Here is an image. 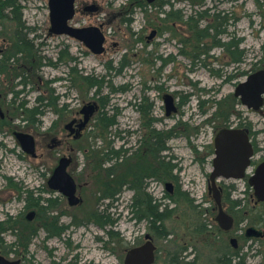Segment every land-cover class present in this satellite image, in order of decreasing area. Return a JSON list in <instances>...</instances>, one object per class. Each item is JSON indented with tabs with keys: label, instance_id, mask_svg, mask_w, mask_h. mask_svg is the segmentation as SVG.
Instances as JSON below:
<instances>
[{
	"label": "rangeland",
	"instance_id": "1",
	"mask_svg": "<svg viewBox=\"0 0 264 264\" xmlns=\"http://www.w3.org/2000/svg\"><path fill=\"white\" fill-rule=\"evenodd\" d=\"M12 1L18 19L11 8L0 15V75L13 82L14 129L35 137L37 157L23 153L13 137L7 141L13 152L0 147V256L20 264H123L127 251L150 235L156 247L154 264H221L223 257L236 264V252L244 264H264V238H244L250 227L264 232L250 224L256 214L243 210L252 208L244 181H236L235 190L223 188L229 197L223 202L225 212L239 213L230 231L217 224L218 209L208 191L214 137L225 117L232 120L236 112L235 83L244 80L251 66L264 68V0L79 2L70 24H102V55H93L72 38L48 34L49 0ZM92 4L99 11L85 12ZM161 10L170 12L169 17ZM225 14L228 34L217 40L240 41L236 56L243 51L246 57L241 66L246 71L233 81L215 74L221 63L230 62L228 54L208 50L210 38L199 42L192 30L196 23L201 29ZM128 15L132 22L124 20ZM166 95L177 107L170 116ZM38 98L42 114L31 117L28 111ZM87 105L97 107L95 114L78 139L69 137L65 124L82 118L78 113ZM241 111L259 133L258 145L264 146V108L260 113ZM101 114L113 118L109 130L98 121ZM158 135L166 146L159 156L153 144ZM117 151L122 154L118 159ZM65 156L73 158L68 173L81 201L74 207L48 187L59 158ZM26 191L39 203L23 200ZM134 197L161 204L165 236L158 235L151 219L139 220ZM236 200L242 204L233 208ZM33 210L36 218L27 222L24 217ZM100 212L111 226L98 227L94 214ZM53 222L64 234H48ZM231 239L237 240L235 249Z\"/></svg>",
	"mask_w": 264,
	"mask_h": 264
},
{
	"label": "water",
	"instance_id": "2",
	"mask_svg": "<svg viewBox=\"0 0 264 264\" xmlns=\"http://www.w3.org/2000/svg\"><path fill=\"white\" fill-rule=\"evenodd\" d=\"M76 0H49V33L54 35H68L82 41L93 53L101 54L104 51V38L100 30L96 27L75 29L68 25V21L74 15V2ZM151 2L152 0H148ZM94 9V8H93ZM153 37V34L150 38ZM237 93L244 95L248 91L250 103L256 105V108L261 105V96L264 93V71L256 72L250 75L246 81L238 85ZM165 112L167 116L175 113L177 108L174 99L170 95L164 97ZM96 107L87 105L82 108L81 114L83 119L77 125V132L84 129L91 117L93 116ZM73 125L69 123L67 130ZM74 130H70V133ZM21 143L22 148L33 154L34 140L30 135L16 134ZM253 155V148L249 141L248 135L243 130L238 129H222L214 138V157L212 160V171L209 176L210 185L208 188L209 194L217 205L218 214L215 218L220 228L224 231H229L233 224V218L229 216L222 207L221 188H217L216 182L219 179L242 180L245 178V171L250 163V158ZM71 163V158L63 157L60 159L58 166L54 169L48 187L66 197L70 207L77 206L80 199L76 195V184L72 176L68 173V167ZM249 184L253 186L255 196L259 202H264V163H262L249 180ZM172 185L167 184V188L171 190ZM35 217V212L30 211L26 215L27 221H32ZM262 232L250 227L246 230L245 236L260 237ZM233 248H236V239L230 241ZM156 247L152 242L150 235L145 236V242L127 251L124 259V264H154ZM0 264H20V261H8L0 256Z\"/></svg>",
	"mask_w": 264,
	"mask_h": 264
},
{
	"label": "flooded vegetation",
	"instance_id": "3",
	"mask_svg": "<svg viewBox=\"0 0 264 264\" xmlns=\"http://www.w3.org/2000/svg\"><path fill=\"white\" fill-rule=\"evenodd\" d=\"M84 1H88V0H76L74 2V15H73L72 19H70L68 21V25L73 27V28H75V29H84V28H90V27L98 28L100 30V32L102 33L103 38H104V42H103L104 51L101 54H95L82 41H80L78 39H75V38L70 37V36L65 35V34L56 35V36H66L68 38H72V39L82 43L93 55H102L105 52V43H106V35L103 32L102 24H100L99 26L92 25V26H86V27H74V26H72L70 24L71 21H73L75 16H76L77 4L79 2L83 3ZM93 1H96V0H93ZM155 1L156 0H152L151 2H149L148 0H145V2L147 4H150V5L153 4ZM168 5H169L168 3L165 4L166 7ZM84 11L85 12H89L90 14H94V13H97L99 11V8H98V6L96 4H92L90 6L85 7ZM202 13H203V16L204 15H205V17L207 16L206 11H204ZM129 14L133 15L134 12L129 13ZM161 14L164 15L165 18H167V17H169L170 12H167L166 10L165 11L161 10ZM130 15H128L129 17H126L124 20L132 22V17ZM189 18H191V16ZM48 34L49 35H54V34H50L49 32H48ZM226 34H228L227 31L224 34H221L218 38H221L223 35H226ZM155 35H156V32L153 33V37L152 38L149 37V40L153 39ZM210 41H211L212 44L210 45L211 48L207 47L208 50L220 49V50L226 52V54H228V57H229L228 60L230 61L229 63H225V64H222L221 61H219L221 64L218 66V70H216V72H215L217 77L224 78L226 81H229V80L233 81L234 79L238 78V76L241 73H244L246 71V70H243L242 67H241L242 65H245V60H246V57H245L244 53L242 54L243 51L241 52V54H242L241 57L240 56H236V54L238 53L239 46L241 45L240 42L238 44V47H236L237 42H235L234 40H230L228 42H223V43L221 42L220 44H215L212 39H210ZM232 42L234 43V44H232V46L226 45V44H230ZM222 44H225V45H222ZM236 48H238V49H236ZM203 50H204V48H203ZM0 52H1V49H0ZM206 53H208V51ZM180 55H183V53L180 52ZM228 67L231 68V71H229V72H227L228 70H226ZM259 71H264V68H258V69L255 70L251 66L250 69H248L246 71L247 74H245L246 76H245L244 80L235 83L234 90H233V100L236 103L235 104L236 105L235 106L236 107V110H235L236 112H234L232 114V120H230L229 117L226 116V117H228V119H224L223 120V124L224 125L220 129V130H222V129H238V130L245 131L247 133V135H248L249 141H250V143L252 145V148H253V155L250 158L249 166L247 167V169L245 171V178L244 179H242V180H232V179L226 180V179H222L221 178V179H219L216 182L217 188H221L222 189L221 190L222 207H223V197H224L223 188H237L236 184H235L236 181H244L243 188H248L249 191L251 192L250 200L252 202V207H256L259 204H263L264 205V202H259L258 201L257 197L255 196V191L253 189L254 187L249 184V180H250V178L252 176H254V174L256 172V169L262 163H264V146L263 145L262 146L258 145V144H260L259 143L260 141H259V138H258V134L259 133L257 131H255V130H253L251 122L247 121L248 115H244L243 112L241 111V110H243V111L245 110L247 114L251 113V112L252 113H260V111L264 108V93L261 96V105L259 107H257V108H256L255 104L250 103L251 99L249 98L248 91H245L244 95H242L243 92L242 93H237L238 85L243 83L244 81H246V79L250 75L255 74L256 72H259ZM17 93L18 94L19 93H23V90H20ZM37 100L39 101V103H36L33 106V108H31L32 110L34 109V111H35V109H38L37 111H35L36 112L35 116H39V114H42V110L41 109H43V107H44V105L41 104V102H42L41 99L39 100V98H38ZM15 101H16V96H15V93H14V87H13L12 80L10 79V77H4V74L0 75V147H1L2 150H5V151L10 150V149H8L7 141L10 138L13 137L18 142L22 152L25 153L26 155L30 156L31 158L35 159L37 157V143H36L35 137L32 134H30V133L23 132V131H15V129H14V127H15V117H14V115L12 113V110L15 107ZM96 110H97V107H96ZM96 110H95V112H96ZM95 112H94V114H95ZM80 116H82V118L74 117L73 119L69 120L64 126L65 130L68 132V136L69 137H73L74 139H78L80 137V135H81V132H82V130L77 132V125H79V123L83 119V115L81 114V111L78 113V117H80ZM245 116H247V118ZM30 120H32V119H30ZM71 122H73V125L69 128V130H67L66 127ZM70 130H74V131H72L70 133ZM16 134H26V135H30L33 138V140H34L33 154L26 152L22 148L21 143L18 140ZM13 151L14 150H10V152H13ZM213 154H214V149H213ZM65 157L66 158H69V157L71 158V163H70V165H71L72 162H73V158L71 156H65ZM61 158H63V157H61ZM61 158H59L58 163H59ZM212 160H213V158H212ZM58 163H57L56 167L58 166ZM70 165H69V167H70ZM229 181H232V182H229ZM209 185H210V180H209ZM209 185H208V188H209ZM20 188H26V187L20 186ZM38 188H41V187H38ZM76 193H77V190H76ZM223 210H224V208H223ZM33 211L35 212V217H34V219H35L37 212L35 210H33ZM24 219L26 220V215H25ZM34 219L32 221H34ZM27 222H31V221H27ZM234 224H235V222H234V219H233V224H232V227H231L230 230L233 229ZM259 231H261V230H259ZM261 232H263V231H261ZM244 238L249 240L250 242H252V240L254 238H258V237H249V238H247L245 236V233H244ZM259 238L260 239L264 238V232L262 233V235ZM236 244H237V240H236Z\"/></svg>",
	"mask_w": 264,
	"mask_h": 264
},
{
	"label": "trees",
	"instance_id": "4",
	"mask_svg": "<svg viewBox=\"0 0 264 264\" xmlns=\"http://www.w3.org/2000/svg\"><path fill=\"white\" fill-rule=\"evenodd\" d=\"M168 3V2H166ZM165 3V4H166ZM16 5L13 4L12 0H5L4 2L0 1V15L3 14V10H6V8H11L10 13L14 14V16H16V18L18 19V12L17 9L15 7ZM5 8V9H4ZM202 16V15H201ZM193 16H191L190 21L192 20ZM225 19H228V15H223V16H219L216 15V22H214L213 24H207L206 26L202 27L201 29L199 28V24L196 23L193 27L192 30L194 31V35L195 37L197 36L198 41L201 42L205 39H212L214 41L215 44H220L221 41L217 40L219 39L218 37L221 34L226 33V29H228L227 26V22H225ZM20 42H27L24 38H20L19 37ZM240 41H237L236 47H238ZM232 44H234L233 42L230 44H226L228 46H232ZM225 45V44H222ZM238 49V48H236ZM239 56L241 57V53L239 54ZM240 59V58H239ZM86 79V78H84ZM88 80V78L86 79ZM97 84L92 85V87H97ZM96 93V92H95ZM40 100V98H39ZM38 109H35V111H37ZM34 109H30V111H28L31 114V117L35 116V112ZM151 112V110H150ZM104 114L99 115L98 117V121L101 123L102 128H104L105 130H109V128H112L115 123L113 118H103ZM225 119H228V117H225ZM153 144L155 146V153L157 156H159V153L163 152L166 150V146H165V142L164 140L161 138V136H156L155 139L153 140ZM211 154L213 153V150L210 151ZM120 151H117L115 154V158L118 159L121 157L122 154H120ZM231 190H235V188H230ZM26 195L23 198V200H28V203L33 202V200H35L33 198L32 192L30 191H26L24 192ZM21 196V194H20ZM31 201H30V200ZM38 202V199L35 200ZM47 203H51V200H46ZM229 201V197L225 196L223 197V202H228ZM242 204V200H236L233 202L232 207H240ZM160 207L161 204H153V201L149 198L147 200H143L140 201L137 197H134L133 199V208H134V213L137 215V217L139 218V220L141 219H151V225L152 227L156 228V232L158 233L159 236H165L166 235V231L164 230V227L162 225V222L165 221V214L164 213H160ZM243 210H249L250 212H252L253 214H256V217L254 220H252L250 222L251 225L254 226H258L261 228H264V205L263 204H259L256 207H252V208H246ZM233 210H231V212H229L230 216H232V218L234 219V222H236V220L239 219V213L236 212V214H233ZM148 217V218H147ZM94 219H95V223L98 225V227L105 229L107 226H111L113 224L112 221L106 220L107 217L105 215V213H98V214H94ZM7 221V220H6ZM3 223H0V225ZM158 224V225H157ZM46 230L48 231L49 235H52L53 237H59L62 234H64L65 230L63 227H58L56 222L51 223L48 228H46ZM262 231V230H261ZM253 240L255 241H260L261 239L258 238H254ZM238 253L236 252L234 257L236 264H244L242 263V257L237 255ZM238 259V260H237ZM221 264H231V259L229 258H225L223 257L221 259V261H219ZM175 264H178L177 260L175 261Z\"/></svg>",
	"mask_w": 264,
	"mask_h": 264
},
{
	"label": "bare ground",
	"instance_id": "5",
	"mask_svg": "<svg viewBox=\"0 0 264 264\" xmlns=\"http://www.w3.org/2000/svg\"><path fill=\"white\" fill-rule=\"evenodd\" d=\"M124 259H125V257H124ZM123 264H124V261H123Z\"/></svg>",
	"mask_w": 264,
	"mask_h": 264
}]
</instances>
